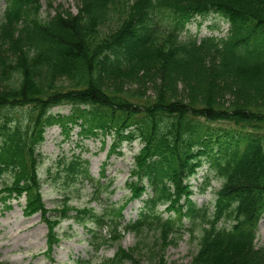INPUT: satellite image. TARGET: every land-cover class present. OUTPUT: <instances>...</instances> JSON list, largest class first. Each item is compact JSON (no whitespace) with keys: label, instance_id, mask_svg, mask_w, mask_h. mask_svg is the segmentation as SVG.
<instances>
[{"label":"trees","instance_id":"obj_1","mask_svg":"<svg viewBox=\"0 0 264 264\" xmlns=\"http://www.w3.org/2000/svg\"><path fill=\"white\" fill-rule=\"evenodd\" d=\"M38 1L3 0L0 206L22 197L23 215L39 213L47 227L46 249L59 241L60 218L92 223L96 251L121 231L181 235L183 217L198 237L195 264H264L254 243L264 216V0H89L46 20ZM209 13L226 29L191 32ZM61 105L70 112H53ZM52 125L65 135L77 126L80 139L109 134V154L123 141L141 145L125 182L142 204L134 220L121 224V207L45 217L37 147ZM58 162L65 184L92 180L80 155ZM204 163L200 191L220 183L211 212L188 183Z\"/></svg>","mask_w":264,"mask_h":264},{"label":"rangeland","instance_id":"obj_2","mask_svg":"<svg viewBox=\"0 0 264 264\" xmlns=\"http://www.w3.org/2000/svg\"><path fill=\"white\" fill-rule=\"evenodd\" d=\"M85 1L89 0H39L36 12L45 20L58 13L73 15ZM3 9L4 2L0 0V21ZM197 19L198 21L189 27L191 32L197 31L199 37L210 33L220 34L221 32L217 30L224 31L227 26L216 13H209L205 18ZM212 25H215L213 30L210 29ZM189 70L194 74L193 69ZM141 74H137V77H142ZM181 82V80L178 82L176 90L187 93L182 85L184 82L182 84ZM203 83L207 86L210 81L204 80ZM129 87L139 89L133 84ZM146 94L150 95L149 90ZM57 111L68 114L70 107L63 105L54 107L53 112ZM78 130L79 128L74 126L69 134L65 135L58 125L47 127L44 140L37 147L39 154L37 173L44 208L47 211L45 217L51 220L57 216V211L65 208L103 212L112 207L116 211L121 207V224L134 220L142 204L138 200L129 201V189L125 182L132 167L133 156L141 145L136 141L131 143L123 141L109 154L108 149L112 142L109 134L101 138L80 139ZM72 155H80L87 159L91 181L64 183L58 161L61 156ZM207 171L208 164L204 163L188 183L192 190L191 199L198 206H207L211 212L214 208L215 192L220 183L212 179L204 191H200ZM23 205L24 200L20 197L16 201L11 200L4 208L0 206V264H102L103 261L114 258L118 251L122 252V258L112 264H195L193 261L197 252L198 237L188 234L185 227L187 220L183 217L181 235H160L158 238L159 235L153 232L135 235L131 231H121L118 239L101 245L96 251L89 244L92 238L88 235L90 234L88 230L92 223L89 221L77 223L71 218H60V222L54 228L59 241L52 244L51 249H46L47 227L41 215L33 213L24 216ZM159 210L165 217L169 214L163 206L159 207ZM219 225H222V222H219ZM98 233H107L106 227L100 229ZM254 243L256 249L264 250V216L257 221Z\"/></svg>","mask_w":264,"mask_h":264}]
</instances>
